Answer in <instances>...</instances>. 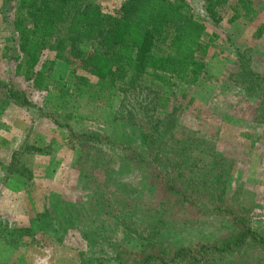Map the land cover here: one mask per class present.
<instances>
[{
	"label": "rangeland",
	"instance_id": "1",
	"mask_svg": "<svg viewBox=\"0 0 264 264\" xmlns=\"http://www.w3.org/2000/svg\"><path fill=\"white\" fill-rule=\"evenodd\" d=\"M186 1L206 26V72L194 84L154 82L155 101L168 98L165 109L129 126L114 118L118 95L106 105L89 92L59 97L70 73L84 71L79 60L44 52L37 68L48 90L17 74L23 57L14 60L19 52L0 0V81L31 104L5 99L0 87V264H128L141 250L166 260L179 246L196 249L224 232L226 220L207 207L217 201L244 205L264 236V0H254L251 21L231 23L237 0L218 8L215 22L203 0ZM120 2L99 0L106 13ZM67 125L100 139L81 151ZM33 147L40 150H27ZM15 151L32 179L8 170ZM241 252L264 264V250Z\"/></svg>",
	"mask_w": 264,
	"mask_h": 264
},
{
	"label": "trees",
	"instance_id": "2",
	"mask_svg": "<svg viewBox=\"0 0 264 264\" xmlns=\"http://www.w3.org/2000/svg\"><path fill=\"white\" fill-rule=\"evenodd\" d=\"M203 1L214 22L218 21L217 9L229 2ZM5 5L6 20L19 52L14 60L23 57V62L16 64L17 74L23 70L34 88L48 90V76L37 68L44 52L52 51L57 60L64 62L79 60L84 71L70 73L59 97L89 92L98 104L106 105L118 95L120 103L114 118L129 126L142 115L159 112L158 106L165 109L168 98L155 101L154 82L163 86L194 84L206 72L200 58L208 46L203 41L206 26L186 0H122L113 13L104 12L99 0H5ZM253 5L254 0H237L230 6L228 22L239 18L251 21L256 15ZM0 87L5 99L19 106L31 105L27 96L10 84L0 81ZM63 100L54 107L63 106ZM69 127L81 151L90 147L91 139H100L90 132H73ZM20 148L22 152L26 150L25 146ZM18 154L13 152L8 170L32 179L31 169L20 163ZM175 189L183 199L190 198L186 189ZM207 207L214 217L226 220V229L220 236L196 249L179 246L166 260L146 250L133 252L128 264H169L183 259L191 264L210 259L218 264H250L241 251L264 250V236L251 226L244 205L217 201ZM86 261L82 258L81 264H90Z\"/></svg>",
	"mask_w": 264,
	"mask_h": 264
}]
</instances>
